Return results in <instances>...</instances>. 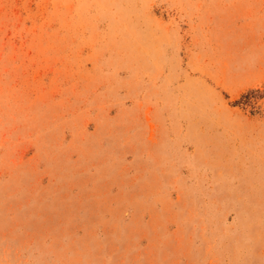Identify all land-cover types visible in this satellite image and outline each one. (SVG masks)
Masks as SVG:
<instances>
[{
	"label": "rangeland",
	"instance_id": "374dc122",
	"mask_svg": "<svg viewBox=\"0 0 264 264\" xmlns=\"http://www.w3.org/2000/svg\"><path fill=\"white\" fill-rule=\"evenodd\" d=\"M204 13L264 47V0H0V264H264V199L148 165L169 31Z\"/></svg>",
	"mask_w": 264,
	"mask_h": 264
},
{
	"label": "crops",
	"instance_id": "0c3cea01",
	"mask_svg": "<svg viewBox=\"0 0 264 264\" xmlns=\"http://www.w3.org/2000/svg\"><path fill=\"white\" fill-rule=\"evenodd\" d=\"M185 19L169 31L158 96L146 95L150 158L158 161L148 165L197 169L222 182L224 199H264V93L237 103L264 90V47L240 45L249 25L231 17Z\"/></svg>",
	"mask_w": 264,
	"mask_h": 264
},
{
	"label": "trees",
	"instance_id": "16d2710c",
	"mask_svg": "<svg viewBox=\"0 0 264 264\" xmlns=\"http://www.w3.org/2000/svg\"><path fill=\"white\" fill-rule=\"evenodd\" d=\"M255 94V91H250L248 93H246L244 96H242L241 100H247L248 96ZM238 104H241L240 100L237 102Z\"/></svg>",
	"mask_w": 264,
	"mask_h": 264
}]
</instances>
